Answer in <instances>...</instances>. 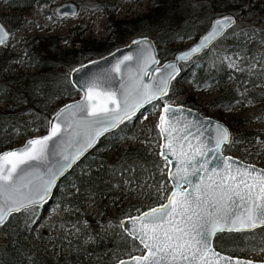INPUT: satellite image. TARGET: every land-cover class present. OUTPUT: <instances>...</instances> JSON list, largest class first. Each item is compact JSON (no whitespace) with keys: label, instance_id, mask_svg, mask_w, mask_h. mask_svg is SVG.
Returning <instances> with one entry per match:
<instances>
[{"label":"trees","instance_id":"trees-1","mask_svg":"<svg viewBox=\"0 0 264 264\" xmlns=\"http://www.w3.org/2000/svg\"><path fill=\"white\" fill-rule=\"evenodd\" d=\"M55 0H6L13 9H23L41 2L49 4ZM78 10L92 11L99 8L106 17V38H84L79 24L70 26L61 37L49 36L22 37L11 42L10 36L0 46V150L22 142L33 131H44L51 113L66 99L76 96L78 91L68 80L70 67L86 59L101 55L116 46L124 44L135 35H149L158 49V56L165 58L182 47L177 40L195 37L202 31L203 24H195V14L207 13L208 3H212L214 15L222 12L232 13L235 24L226 31L225 36L215 42L223 45L207 48L189 61L182 63L178 75L171 81L167 95L158 102L173 100L185 92L186 81L195 84L206 83L219 90L218 94L204 103H197L190 94H185L181 102L201 109L220 108L230 103H262L258 115L264 112V0H156V3L140 15L118 18L114 15V0H74ZM186 8V9H185ZM187 11L189 19L182 14ZM0 19L10 34L22 26L24 17L19 13H0ZM255 32L251 42L247 36L237 35ZM113 39L109 40L108 37ZM62 38L65 40L62 42ZM261 42V46H257ZM68 44L69 46H65ZM220 46V45H219ZM239 56L237 68L225 64L224 57ZM239 69V70H237ZM233 82V83H232ZM230 131L232 143L222 147L224 153L239 152L240 144L259 138L264 140V131L246 127L243 118L225 120ZM136 132L135 119L124 120L114 130L102 135L96 145L83 155L78 162L57 183L53 197L62 206L78 205L75 188H89L98 198V210L89 215L85 211L76 215L88 220L96 243L84 246L89 257L81 253L70 256L50 257L39 253L37 247L30 246L28 239L36 214L32 207L12 213L0 226V264H108L122 257L139 244L126 235L119 226V219L125 208L110 210L115 203V193L124 189L144 188L149 182L157 185L160 181L169 189L160 167L163 160L157 151H149L141 145H131L127 139ZM157 133V132H156ZM124 142L122 147L119 144ZM126 167L132 170H126ZM167 193V192H166ZM67 196V197H65ZM65 199H64V198ZM148 197L160 203L157 197ZM134 203L129 204L132 209ZM141 209L146 206L139 205ZM74 216H72L73 218ZM113 219L115 226L108 225ZM107 228V233H99V228ZM85 231L81 230L71 240L70 245L81 248L80 240ZM213 245L229 254L244 253L264 247V227L252 232H218L213 237ZM31 249H36L31 253ZM112 254V255H111ZM130 255V254H129ZM95 257L96 259H91ZM93 261V262H92Z\"/></svg>","mask_w":264,"mask_h":264},{"label":"snow or ice","instance_id":"snow-or-ice-1","mask_svg":"<svg viewBox=\"0 0 264 264\" xmlns=\"http://www.w3.org/2000/svg\"><path fill=\"white\" fill-rule=\"evenodd\" d=\"M234 24L231 16L215 19L210 31L176 59L187 60L192 54L209 48ZM8 35L0 25V45L6 43ZM237 35L251 39L255 32L242 31ZM133 43L149 44L146 39ZM147 51L141 48L136 57L124 56L103 77L112 79L111 73H121L124 66L128 87H122L119 97L115 93L98 91L99 80L93 78L82 85L81 100L65 105L49 122L48 135L28 141L23 149L0 155V226L12 213L45 202L57 178L72 168L87 149L94 147L103 133L131 119L141 106L130 104L133 92L146 103L167 95L168 83L176 71L175 64L165 66L173 72L159 79L155 87L137 82L142 75H147L149 64L158 63L150 53L145 55ZM128 62L135 64V72ZM229 67L236 68V63L230 62ZM184 112L182 106H163L157 124L166 141L159 152L165 162L160 171L172 187L158 186L160 191L169 193L165 197L167 203L129 218L133 228L126 231L133 240L139 241L145 252L128 261L121 260L119 264H213V261L215 264L221 261L224 264H254L251 260L221 256L211 247V238L218 232L243 233L264 227V169L257 170L252 165L230 162L231 158L222 157V146L232 143L228 129L219 123L213 129L198 120L184 123ZM177 124L181 126L176 127ZM205 133L209 137L206 143L202 139ZM65 134L68 139H64ZM65 145H74V148L69 152ZM49 156L55 159L50 161ZM234 164L237 166L233 170ZM30 169L35 171L29 172ZM126 170L132 169L126 167ZM30 175L35 176L38 185L28 179ZM73 187L77 194L82 191L93 194L92 189ZM23 190H27V194ZM259 250L264 251V247Z\"/></svg>","mask_w":264,"mask_h":264},{"label":"rangeland","instance_id":"rangeland-1","mask_svg":"<svg viewBox=\"0 0 264 264\" xmlns=\"http://www.w3.org/2000/svg\"><path fill=\"white\" fill-rule=\"evenodd\" d=\"M61 1L64 0H55L53 5L41 2L37 5H32L23 9H13L7 5L6 0H0V13H19L25 19L22 26L10 34L11 42L18 41L22 37H45L52 34L63 37L68 28L76 24H79L82 27L81 34L84 38H106V17L99 8H95L92 11L86 9L81 11L77 10L73 15L56 16L52 11L54 6ZM114 1L116 5L114 15L118 18H129L140 15L156 3V0ZM207 5L209 7L207 13L204 14L198 11L195 14V24H203L202 30L207 27L209 19L214 15L213 12L215 11L212 3L209 2ZM189 16L190 15L187 11H184L182 14L184 20L189 19ZM192 38L193 37L181 38L177 40V44L184 46L189 43ZM108 39L111 40L113 37L109 36ZM254 39L256 38H252L250 41L253 42ZM64 40L65 39L62 38V42ZM222 45L223 42H214L211 45V48H218ZM261 45V42H258L257 46L259 47ZM65 46L67 47L69 45L65 44ZM228 58H231V60ZM224 60L227 66H229L230 62H235L236 68L240 63L237 56L226 55ZM218 92V89L212 88L206 83L195 84L190 79H187L185 92L177 95L173 100L169 101L173 103H182L181 98L187 93L192 95L197 103L201 104L213 99ZM160 103L161 102L156 100L131 117V119H135L136 126L135 134L127 139L131 145H141L149 151H157L158 135L156 133L155 123ZM261 104L262 103L257 102L237 104L233 102L220 108L208 107L206 109H201L200 112L223 120L230 118H243L246 127L264 131V112L261 115H258L257 113ZM32 133L39 134L41 132L33 131ZM124 144V142H121L119 147H122ZM240 149L239 152L231 154L264 167V140H260L257 137L253 140H247L240 144ZM164 163L165 162L163 161L162 165ZM159 185L164 186L162 181L157 185L148 182L144 188H127L122 190L121 193H115L113 194V197L117 198V200L115 203L111 202L109 209L112 211L119 205V208H125L123 212V216H125L141 211L140 204H143L146 207L154 205L155 201L150 199L148 195L157 197L158 201H163L167 193L165 191H160L158 189ZM56 188L63 193V188H61L60 185ZM76 198L79 204L72 207L68 206L66 203L60 206V203L53 196L48 202L32 207L36 214V218L34 219L33 228L30 231L28 242L30 246L37 247L40 254L49 255L52 258L57 256H70L76 252L81 253L83 259L90 256L89 253L85 252L84 246L86 243H90V247H93L96 243V239H94L93 234L91 233V225L88 220L82 218L79 221V226L76 215H74L72 211L77 210L78 213H81L83 210L87 214L92 215L98 210V198L89 194H80L74 199ZM130 203L135 204L132 209L129 208ZM72 216L74 217L72 218ZM107 224L115 226L113 219H110ZM107 228L108 227L99 228L98 231L99 233H107ZM81 230L85 231V235L80 240L81 248L78 250V247L70 245V242L78 235V233H80ZM259 249L255 251L250 250L244 253H236V255H242L255 260H264V251H260ZM35 250L36 249H31V253ZM141 252L142 248L139 245V248H133V250L127 252L123 256ZM91 259L96 258L92 257ZM112 259L114 261L116 260V257L112 255ZM92 264L98 263L94 262Z\"/></svg>","mask_w":264,"mask_h":264},{"label":"water","instance_id":"water-1","mask_svg":"<svg viewBox=\"0 0 264 264\" xmlns=\"http://www.w3.org/2000/svg\"><path fill=\"white\" fill-rule=\"evenodd\" d=\"M52 12L56 16L73 15V14H75L77 12V5L74 2V0H64V1H61V2L57 3L54 6ZM224 16H231V17H233L236 20L235 16L232 13H230V12H222V13L213 15L209 19V23H208L207 27L204 30H202L199 34H197L195 37H193L192 40L189 43H187L186 45L178 48L177 50H175L173 52L172 55H170L168 57H165V58H160L158 56V49H157L156 43L154 42V40H153V38L151 36H149V35H135V36L131 37L128 41H126L124 44L116 46L113 49H111V50H109V51H107V52H105V53H103V54H101L99 56H95V57H92L90 59H86V60H84V61H82V62H80L78 64L73 65L68 71V80L71 83V85L78 91V94L76 96H72L69 99H66L62 104H60L51 113V115L49 116V118L47 120V126H46V129L44 131H42L39 134H32V135L26 137L22 142H20L18 144H13V145L5 148V149L0 150V155H3L4 153L11 152V151H14V150L23 149L28 141L48 135L49 134V122L53 121L55 119L57 114L60 112V110L65 105L73 104V103H75L77 101H80L82 96L84 95V92L82 90V85L87 83L88 81H90L93 78H97L99 80L100 87H99L98 91H100L102 93H108V92L115 93L116 96L119 97L120 96V92L122 90V87H128L127 74L123 71L124 66L122 65V72L121 73H119V74L111 73V75L113 77L112 79L105 80L103 77L105 76L106 73L109 72V70L112 68V66L114 64H116V62L118 60L123 59V57L126 56V55H132L133 57H136L141 48H146L148 51L145 53V55H148L150 53L155 58V60L158 61V63L149 64L148 68H147V75H142L140 81H137L138 83L148 84V85H150L152 87H155V85L158 83L159 79L164 78L169 73L173 72V69H168V68L165 67L166 65H169V64H175V69H176V71L174 72V78H175L178 75L179 71H180V67H181L182 63H185V62L189 61L190 59H192L193 57H195L196 55L200 54L201 52H203L206 49L202 50L199 53L192 54L191 57L189 59H187V60H179L178 61L176 58L179 55H181L182 53L188 51L192 46L196 45L200 41L201 37H203L204 35H206L210 31V28H211V25H212V21H214L215 19L224 17ZM0 25L4 26L5 30L9 34L8 35V37H9L10 36V31H9V29L6 27V25L3 23V21L1 19H0ZM144 39H146L149 42V44L136 45V44L133 43V41L144 40ZM214 42H212V44ZM93 61H95V63H92ZM128 63L132 67L133 72H135L136 71L135 64L133 62H128ZM82 65L84 67H81ZM76 69H79V71H74ZM173 79H171L169 81V83H168L167 92L169 90L170 83H171V81ZM156 100H158V99H156ZM156 100H153L152 102H154ZM129 102H130V104L139 103L141 105L139 108L136 109L135 114H137L141 109L145 108L148 104H150V103H146L142 97L136 96V94L134 92H133L132 96H130ZM165 104L171 106L172 108H178V107L182 106L183 109L185 110L184 115L186 117L184 123H187L189 121L198 120L201 123L205 124L206 126H208L210 128H213V129H214L215 125L217 123H219V124H222L229 131L228 125L226 124L225 120H223V119L216 118V117L211 116V115L202 114L197 108L185 105L183 103H173V102H170V101H163V102L160 103L159 112H158V115H157V118H156V123H155V129H156L157 135H158L157 156L160 159H162V158L159 156V152L162 150L161 146L164 145L166 143V141L164 139V135L161 134L160 129L157 128V124L159 123V117L162 114V109H163V106ZM134 115H132L131 117H133ZM209 121H211L210 125L208 124ZM175 126L176 127H180L181 125L177 124ZM165 127H167V125H165ZM114 129H110L108 132H110V131H112ZM108 132H105L102 135H104V134H106ZM229 134H230V131H229ZM208 138H209L208 134L205 133V136L202 139L206 143ZM64 139H68L66 134H65ZM98 139H97V141H98ZM97 141H96V143H97ZM96 143H95V145H96ZM49 146H51V141L49 142ZM65 147L67 148V150L69 152H71L73 150V148H74V145H65ZM208 147H212V145L208 144ZM92 148L87 149V151L83 155H85ZM177 150H179V148ZM220 155L222 157L231 158L230 162H232V161L242 162L243 165H252L257 170L264 169V167L254 163V162L242 159V158H240L238 156H235V155H233L231 153H224L222 151V148H221ZM54 159H55L54 157L49 156V160L50 161H52ZM78 160L73 164V166L78 162ZM236 166H237L236 164L233 165V170L235 169ZM171 167L174 168L175 164H173ZM43 170H44L43 167H41L40 171L43 172ZM69 170H71V168L66 170L64 175ZM34 171H35V169H30L29 170V172H34ZM218 171H219V169H218ZM64 175L59 176L57 178V180L55 182V186L52 187L49 195L45 198V202H48L52 198L53 191L57 187L58 181ZM28 179H32L33 183L35 185L39 184V181L35 178L34 175H30L28 177ZM166 180H167V183L169 185V189H171L172 184L168 181L167 177H166ZM23 191H24L25 194H27V190H23ZM168 194L169 193L167 192L166 196ZM45 202H42V203H45ZM42 203H40V204H42ZM161 203H167V200L164 198L163 201H161L160 203H157V204H154V205H150V206L142 209L141 211H139L137 213L122 216L119 219V226H120L121 230L126 235H128L126 229L130 230V229L133 228V225H132V223L129 220L130 217L139 216L140 214H142L145 211L150 210L151 208L158 207ZM122 222H123V226H122ZM213 237L211 238V247L215 250V252L219 253L221 256L232 257L233 259L241 258V259H245V260H251V261L254 262V264H264V260H255V259H251V258L242 256V255L229 254V253H225V252L220 251L219 249L214 247V245H213ZM136 242L139 244V241H136ZM140 247L142 248L141 245H140ZM144 252H145V250H143V248H142V252L141 253H133V254H130V255H127V256H123V257H120V258H118V259H116V260H114V261H112V262H110L108 264H119V261H121V260L128 261L130 259V257H132V256L144 255ZM213 264H215V261H213ZM220 264H224V262L221 261Z\"/></svg>","mask_w":264,"mask_h":264}]
</instances>
